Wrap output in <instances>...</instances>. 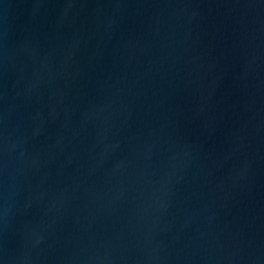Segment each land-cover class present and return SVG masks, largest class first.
<instances>
[{
	"label": "water",
	"instance_id": "water-1",
	"mask_svg": "<svg viewBox=\"0 0 264 264\" xmlns=\"http://www.w3.org/2000/svg\"><path fill=\"white\" fill-rule=\"evenodd\" d=\"M0 264H264V0H0Z\"/></svg>",
	"mask_w": 264,
	"mask_h": 264
}]
</instances>
